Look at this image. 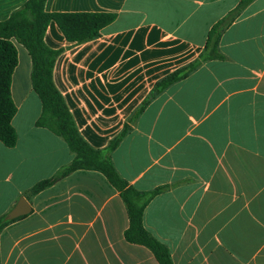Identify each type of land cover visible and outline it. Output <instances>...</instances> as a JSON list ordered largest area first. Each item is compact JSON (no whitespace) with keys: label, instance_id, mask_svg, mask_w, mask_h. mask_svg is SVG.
Returning <instances> with one entry per match:
<instances>
[{"label":"crops","instance_id":"0c3cea01","mask_svg":"<svg viewBox=\"0 0 264 264\" xmlns=\"http://www.w3.org/2000/svg\"><path fill=\"white\" fill-rule=\"evenodd\" d=\"M26 0H0V21ZM240 0H45L47 12H108L98 36L68 41L54 20L44 44L59 50L52 80L82 138L110 152L138 191L162 186L142 225L173 264H264V0H250L222 31V59L204 61L154 95V83L201 52L214 22ZM10 78L13 146L0 142V215L23 196L30 209L0 231V264H159L125 240V204L99 171L77 169L29 194L70 162L66 142L35 121L41 104L31 60L15 39Z\"/></svg>","mask_w":264,"mask_h":264},{"label":"trees","instance_id":"16d2710c","mask_svg":"<svg viewBox=\"0 0 264 264\" xmlns=\"http://www.w3.org/2000/svg\"><path fill=\"white\" fill-rule=\"evenodd\" d=\"M249 1L240 0L226 15L214 22L207 33L199 55L158 79L146 99L129 117V121L135 120L138 112L151 97L186 77L202 62L224 58L218 49L220 35ZM44 2L45 0H26L12 11L7 19L0 21V142L8 147L16 142V132L11 125L16 106L10 95V78L17 63V51L13 42L15 39L26 48L31 60L30 81L41 104L40 114L35 124L61 137L73 153L70 162L61 166L49 178L35 183L28 193L35 194L77 169L99 171L118 190L125 204L128 216V226L123 233L125 240L149 248L159 264H173L167 247L146 231L142 225L144 207L163 187L138 191L118 174L111 161L110 152L128 132L130 126L125 123L121 131L105 147H91L78 132L52 80V68L59 50L51 49L43 42V34L50 20L55 21L68 41L82 42L98 36L101 28L114 19V14L108 12H47L44 10ZM6 215L7 213L0 215V231L5 225L19 217L9 219Z\"/></svg>","mask_w":264,"mask_h":264},{"label":"water","instance_id":"95a60500","mask_svg":"<svg viewBox=\"0 0 264 264\" xmlns=\"http://www.w3.org/2000/svg\"><path fill=\"white\" fill-rule=\"evenodd\" d=\"M30 207L23 196H20L15 205L8 211L7 218H14L29 211Z\"/></svg>","mask_w":264,"mask_h":264}]
</instances>
